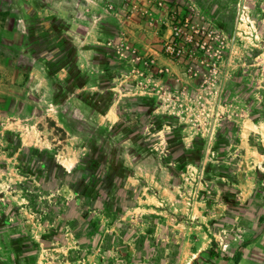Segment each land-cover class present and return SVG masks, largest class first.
Segmentation results:
<instances>
[{
	"label": "rangeland",
	"instance_id": "rangeland-1",
	"mask_svg": "<svg viewBox=\"0 0 264 264\" xmlns=\"http://www.w3.org/2000/svg\"><path fill=\"white\" fill-rule=\"evenodd\" d=\"M100 153L112 215L71 177ZM261 238L264 0H0V264H250Z\"/></svg>",
	"mask_w": 264,
	"mask_h": 264
},
{
	"label": "trees",
	"instance_id": "trees-1",
	"mask_svg": "<svg viewBox=\"0 0 264 264\" xmlns=\"http://www.w3.org/2000/svg\"><path fill=\"white\" fill-rule=\"evenodd\" d=\"M93 154L88 155L75 168L71 177L79 189L80 202H89L95 212L101 213L106 210L112 215L125 204V200L120 198L117 200L118 195L113 192L115 181L112 168L109 166L113 164L111 160L106 158L104 153L95 156ZM210 252L211 255L217 256L214 250Z\"/></svg>",
	"mask_w": 264,
	"mask_h": 264
},
{
	"label": "crops",
	"instance_id": "crops-1",
	"mask_svg": "<svg viewBox=\"0 0 264 264\" xmlns=\"http://www.w3.org/2000/svg\"><path fill=\"white\" fill-rule=\"evenodd\" d=\"M258 242L251 244V252L245 254L244 258L241 259V262H247V258L250 264H264V250L259 247V244L262 242L264 244V238L258 239Z\"/></svg>",
	"mask_w": 264,
	"mask_h": 264
}]
</instances>
